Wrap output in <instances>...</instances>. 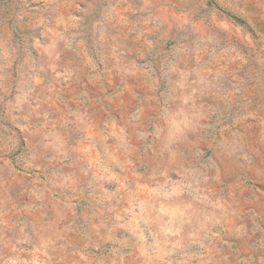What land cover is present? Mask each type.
Returning <instances> with one entry per match:
<instances>
[{
    "label": "rangeland",
    "instance_id": "1",
    "mask_svg": "<svg viewBox=\"0 0 264 264\" xmlns=\"http://www.w3.org/2000/svg\"><path fill=\"white\" fill-rule=\"evenodd\" d=\"M0 264H264V0H0Z\"/></svg>",
    "mask_w": 264,
    "mask_h": 264
}]
</instances>
